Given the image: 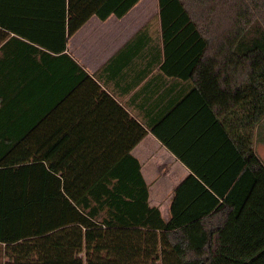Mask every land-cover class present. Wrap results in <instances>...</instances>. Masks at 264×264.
Masks as SVG:
<instances>
[{"label":"trees","instance_id":"trees-1","mask_svg":"<svg viewBox=\"0 0 264 264\" xmlns=\"http://www.w3.org/2000/svg\"><path fill=\"white\" fill-rule=\"evenodd\" d=\"M140 1L0 0V243L30 255L15 264H264V0H158L162 73L240 107L222 114L232 156L186 163L168 221L131 155L148 131L106 146L42 94L91 17Z\"/></svg>","mask_w":264,"mask_h":264},{"label":"crops","instance_id":"crops-1","mask_svg":"<svg viewBox=\"0 0 264 264\" xmlns=\"http://www.w3.org/2000/svg\"><path fill=\"white\" fill-rule=\"evenodd\" d=\"M151 3L159 8L158 0H141L121 19L91 17L69 39V59L53 61V75L51 80L45 78L42 94L56 96L62 115L84 118V128L76 129H85L93 137L101 134L106 146H121L122 151L135 136L136 127L148 131L131 155L139 161L149 185L151 206L158 207L168 221L175 189L192 174L186 163L195 168L206 164L215 171L232 156L226 136L230 117H225L224 124L222 114L224 108L230 113L240 107L230 106L233 102L223 100V94H188V83L162 73L159 10L151 15ZM126 116L135 124L127 123ZM260 131L255 149L264 160V127ZM151 162L156 167L166 163L164 169H169L173 187L165 201L152 196ZM18 257L26 260L30 255L0 243V264H15ZM24 260L20 264H28Z\"/></svg>","mask_w":264,"mask_h":264},{"label":"rangeland","instance_id":"rangeland-1","mask_svg":"<svg viewBox=\"0 0 264 264\" xmlns=\"http://www.w3.org/2000/svg\"><path fill=\"white\" fill-rule=\"evenodd\" d=\"M158 10L159 8L158 6L156 7L155 3L148 4V11L151 13V15L157 13ZM165 164L166 163H160L157 167L155 166L156 163L151 162L148 164L149 171L150 173H152L151 175H153V178L149 180V182H151L150 187L152 189V196L153 198L156 199L160 198L163 199L164 201L169 197L167 195L170 193L173 187L171 186L172 180L169 178V173L167 172L169 169L167 168L164 169Z\"/></svg>","mask_w":264,"mask_h":264}]
</instances>
